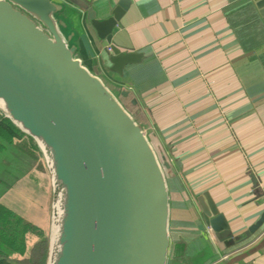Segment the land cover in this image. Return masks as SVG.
<instances>
[{
    "label": "crops",
    "instance_id": "0c3cea01",
    "mask_svg": "<svg viewBox=\"0 0 264 264\" xmlns=\"http://www.w3.org/2000/svg\"><path fill=\"white\" fill-rule=\"evenodd\" d=\"M57 1L76 56L128 91L120 96L172 169L168 264H264V225L243 239L264 213V20L254 0H131L110 42L82 4L104 22L122 0ZM114 46L135 56L122 73ZM204 192L238 239L225 250L203 220Z\"/></svg>",
    "mask_w": 264,
    "mask_h": 264
},
{
    "label": "water",
    "instance_id": "95a60500",
    "mask_svg": "<svg viewBox=\"0 0 264 264\" xmlns=\"http://www.w3.org/2000/svg\"><path fill=\"white\" fill-rule=\"evenodd\" d=\"M130 2L122 0L104 22L81 4L110 42ZM254 2L264 20V0ZM64 11L57 0H0V99L7 109L0 108L37 141L52 178L47 264H168L172 169L120 97L76 56ZM112 49L113 69L122 73L135 56ZM197 203L217 246L233 245L238 239L210 194ZM263 225L264 213L243 239Z\"/></svg>",
    "mask_w": 264,
    "mask_h": 264
},
{
    "label": "trees",
    "instance_id": "16d2710c",
    "mask_svg": "<svg viewBox=\"0 0 264 264\" xmlns=\"http://www.w3.org/2000/svg\"><path fill=\"white\" fill-rule=\"evenodd\" d=\"M103 78H105L108 87L115 94H118L127 110H130L127 102L120 96L121 90L119 86L106 77ZM23 136L20 129L0 112V187L3 189L9 188L8 186L13 187L5 180L6 175H10L15 181L14 183L29 184L34 191H39V181L33 175L27 176L28 164L23 159L24 156H27L24 153V151L27 153L26 147H28L29 152H34L38 147L31 138L26 136L24 138ZM30 226V224L25 222L22 215H19L6 204H0V260H4L3 256L7 255V249H10L12 252L25 256L24 259H29L30 257L33 260V264H45L46 236L42 237L31 250L28 251L26 248V233L31 228ZM26 261L22 260V262H19L24 264Z\"/></svg>",
    "mask_w": 264,
    "mask_h": 264
},
{
    "label": "rangeland",
    "instance_id": "374dc122",
    "mask_svg": "<svg viewBox=\"0 0 264 264\" xmlns=\"http://www.w3.org/2000/svg\"><path fill=\"white\" fill-rule=\"evenodd\" d=\"M99 77L104 81L105 85L108 86L105 82V78H103L102 76ZM107 79H109V77H107ZM113 94L116 97H119L118 94H115L114 92ZM128 111L142 126V124L139 122L138 118L134 115V113L131 110ZM0 112L4 117H6L12 122V120L1 108ZM20 131L23 133L24 138H31L38 147L34 152H29L28 147H26L25 149L27 153L25 151L24 153L27 156H24L23 159L25 160V163L28 164L27 176L33 175L35 179L39 181L38 185L40 189L39 191H34L29 184L14 183L15 181L13 180V178L10 177V175H6L5 180H7V182L12 185L15 189L13 187L11 188V186H8L9 188L6 187L4 189L0 187V204L4 203L8 207H11L19 215H22L26 223L31 225V228L28 229L26 233V248L28 251L34 248V246L38 243L39 240H41L42 237H47V250L45 261V264H47V255L52 223V178L45 155L39 147L37 141L29 134L23 132L21 129ZM24 142L27 143L26 141ZM18 182H20V180H18ZM3 257L11 264H23L19 262H22V260H27L24 264H33V260H31L29 256V259H24L25 256L17 252H12L10 249H7V255H4Z\"/></svg>",
    "mask_w": 264,
    "mask_h": 264
},
{
    "label": "built area",
    "instance_id": "2783aa9c",
    "mask_svg": "<svg viewBox=\"0 0 264 264\" xmlns=\"http://www.w3.org/2000/svg\"><path fill=\"white\" fill-rule=\"evenodd\" d=\"M108 51H109L110 53H112V52H113V49H112L111 47H108ZM229 255H230V254L224 255V256L222 257V260L228 259Z\"/></svg>",
    "mask_w": 264,
    "mask_h": 264
},
{
    "label": "bare ground",
    "instance_id": "6f19581e",
    "mask_svg": "<svg viewBox=\"0 0 264 264\" xmlns=\"http://www.w3.org/2000/svg\"><path fill=\"white\" fill-rule=\"evenodd\" d=\"M0 106H2V107H4L5 109H7L6 108V106H5V103L0 99ZM42 139V138H41ZM43 141V140H42ZM60 231H61V229H60ZM60 234H61V232H60ZM61 235H58V237H60ZM58 252V251H57ZM50 264H53V262H50Z\"/></svg>",
    "mask_w": 264,
    "mask_h": 264
}]
</instances>
